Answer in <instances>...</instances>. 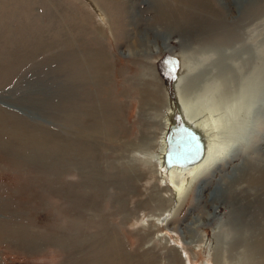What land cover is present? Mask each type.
I'll use <instances>...</instances> for the list:
<instances>
[{
  "label": "rangeland",
  "instance_id": "rangeland-1",
  "mask_svg": "<svg viewBox=\"0 0 264 264\" xmlns=\"http://www.w3.org/2000/svg\"><path fill=\"white\" fill-rule=\"evenodd\" d=\"M159 4L0 0V264H264V0ZM177 77L211 148L247 116L178 204L148 163Z\"/></svg>",
  "mask_w": 264,
  "mask_h": 264
},
{
  "label": "bare ground",
  "instance_id": "bare-ground-1",
  "mask_svg": "<svg viewBox=\"0 0 264 264\" xmlns=\"http://www.w3.org/2000/svg\"><path fill=\"white\" fill-rule=\"evenodd\" d=\"M154 1H156V0H154ZM157 1L160 2V4L161 3L166 4V2H169V1L183 3L182 7L184 9H188V11H192V12H195V10L197 8V0H157ZM160 4H159V6H160ZM166 7H168V6H166ZM239 42H242V40H240ZM241 47H242V49L240 48L237 52L235 51V53L237 55L245 54V52L247 51L246 50L247 45L245 42L244 43L242 42ZM247 48H249V50H250V47H247ZM176 63L178 64V61H176ZM177 66H178V71L180 72L181 71L180 64ZM181 81H182L181 78L177 77L176 82H175L174 87H173L175 89L176 104H174V102L172 103L171 102L172 100L170 99V97L168 98L166 95V98L168 99V101H166L167 102V112L165 114L166 115L165 129H164V132L162 133V138H161L160 155L157 157L151 156V159H149L150 161L148 162V163H151L153 161V163H155L158 175H160L166 181V186H165L166 190L171 191V193L173 194V199L177 202V204L184 197L185 193H187L188 190L193 187V184L200 177L205 176L216 164L227 162V161L231 162L234 160L235 157L238 156V154H239L238 150L239 149L236 146H238L239 143H242L245 140H244L243 135L237 134L236 132H239L242 130L241 125L243 124L244 121L247 120L246 114H245V116L240 117L237 120V125H236L237 129L235 128V130H234L233 127L229 126L227 129V132H226L228 135L226 136V134H224L225 137L222 139L221 146L218 149L211 148V146H212V144L210 142L211 138L209 140H208V138H209V135L212 134L213 132H211V130H208L207 128H205L201 124L203 121L198 122L196 117H193V115H191L187 112V108L185 105L186 100L184 98L185 96L182 97V94L180 92ZM184 108H186L187 113L185 112ZM210 112H211V110H210ZM241 114H244V113H241ZM229 115H230L229 117L233 118L235 116V111L233 112L231 110L229 112ZM178 117H179L178 120H183L184 123L191 126L194 130L198 131L201 134L202 140L204 142L205 153H204V157H203L202 161L198 164L188 166L185 168L172 167L170 169H166L165 165L163 163V155L165 152V133H166L168 127L170 126V124H172L174 121H177ZM230 121L232 123V119ZM263 135H264V133H263ZM221 136H222V134H221ZM236 137H238V138H236ZM262 139L264 141V137H262ZM212 141H214V140L212 139ZM257 143H258V141L255 140L256 145H257ZM236 152H238V154ZM259 157L264 158V153ZM259 157L256 158L258 160L255 159L256 161L254 160L251 163H249V165H250L249 169L250 170L255 169L256 173L259 174L258 179L254 178V177L252 178V180L250 179V181H251L250 184L256 186L255 188L257 190L263 191L264 190V165L260 166L257 164H258V162H263L264 160L261 161V159ZM248 159H249L248 156H245L243 162L248 161ZM240 166H242V167L237 169L236 173L243 172L245 169H247L248 165L241 163ZM222 182H223V179H222ZM254 183H256V184H254ZM230 194H232V193H230ZM260 223H261V221H260ZM115 245H117V244H115Z\"/></svg>",
  "mask_w": 264,
  "mask_h": 264
},
{
  "label": "water",
  "instance_id": "water-1",
  "mask_svg": "<svg viewBox=\"0 0 264 264\" xmlns=\"http://www.w3.org/2000/svg\"><path fill=\"white\" fill-rule=\"evenodd\" d=\"M174 102V101H173ZM176 104V101H175ZM205 153L201 134L183 120L174 121L165 133L163 163L166 169L185 168L202 161Z\"/></svg>",
  "mask_w": 264,
  "mask_h": 264
}]
</instances>
